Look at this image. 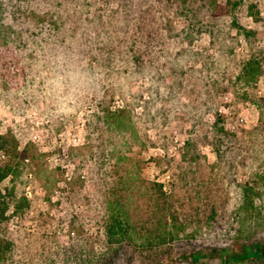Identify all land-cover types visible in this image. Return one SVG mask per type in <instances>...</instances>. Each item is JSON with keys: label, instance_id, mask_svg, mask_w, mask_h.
I'll list each match as a JSON object with an SVG mask.
<instances>
[{"label": "rangeland", "instance_id": "374dc122", "mask_svg": "<svg viewBox=\"0 0 264 264\" xmlns=\"http://www.w3.org/2000/svg\"><path fill=\"white\" fill-rule=\"evenodd\" d=\"M263 98L264 0H0V264H264Z\"/></svg>", "mask_w": 264, "mask_h": 264}, {"label": "trees", "instance_id": "16d2710c", "mask_svg": "<svg viewBox=\"0 0 264 264\" xmlns=\"http://www.w3.org/2000/svg\"><path fill=\"white\" fill-rule=\"evenodd\" d=\"M253 61L254 60H250L247 63L246 67H249L251 65H253ZM262 102H264V98L262 99ZM260 109H261V114H262V119L264 120V104H259ZM222 138H218L217 143H216V149H217V153L218 155L221 157H223V155H225L227 153V150L224 151L223 149V139ZM122 205L120 203L119 200H110L109 202V210H110V222L107 225V233L108 235H115V234H122L124 235V231L126 230V222H125V218H124V214L123 211L121 209ZM218 208L216 207V205H213L210 209L209 215L208 217L211 219V221H217L218 222ZM262 254H264V248H262L261 250ZM259 253V252H258ZM237 260H232L230 263L235 262Z\"/></svg>", "mask_w": 264, "mask_h": 264}]
</instances>
